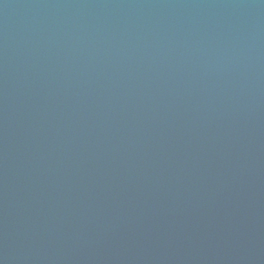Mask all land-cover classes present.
I'll return each mask as SVG.
<instances>
[{
	"label": "water",
	"instance_id": "water-1",
	"mask_svg": "<svg viewBox=\"0 0 264 264\" xmlns=\"http://www.w3.org/2000/svg\"><path fill=\"white\" fill-rule=\"evenodd\" d=\"M0 264H264V0H0Z\"/></svg>",
	"mask_w": 264,
	"mask_h": 264
}]
</instances>
